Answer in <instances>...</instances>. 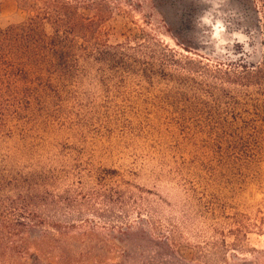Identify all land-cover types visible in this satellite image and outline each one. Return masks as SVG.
I'll list each match as a JSON object with an SVG mask.
<instances>
[{"label": "rangeland", "instance_id": "obj_1", "mask_svg": "<svg viewBox=\"0 0 264 264\" xmlns=\"http://www.w3.org/2000/svg\"><path fill=\"white\" fill-rule=\"evenodd\" d=\"M89 3L86 77L0 130V173L48 180L64 258L39 227L0 264H264V0ZM27 14L0 0L1 29Z\"/></svg>", "mask_w": 264, "mask_h": 264}, {"label": "trees", "instance_id": "obj_2", "mask_svg": "<svg viewBox=\"0 0 264 264\" xmlns=\"http://www.w3.org/2000/svg\"><path fill=\"white\" fill-rule=\"evenodd\" d=\"M22 1L28 9L25 20L0 28V130L6 131L19 120L23 108H30L34 102L46 106L59 97L63 86L84 79L89 71V14L84 12L89 13L93 3L89 0ZM102 5L106 6L104 13L98 10ZM93 10V25L107 18L105 2L96 1ZM48 184L47 179L39 185L31 178L0 173V192L8 188L14 196L8 201V213L0 212V219L5 214L10 218L9 222L0 223V257L6 251L24 248L23 240H20L21 247L13 243L22 235L21 231L26 233L43 227L33 243L37 254L58 251L57 257L64 258L51 232L66 228L54 221L59 207L57 201H51ZM151 226L159 232L156 223Z\"/></svg>", "mask_w": 264, "mask_h": 264}]
</instances>
